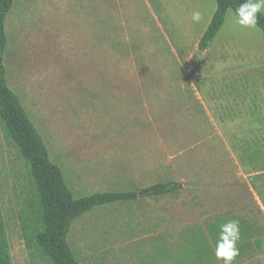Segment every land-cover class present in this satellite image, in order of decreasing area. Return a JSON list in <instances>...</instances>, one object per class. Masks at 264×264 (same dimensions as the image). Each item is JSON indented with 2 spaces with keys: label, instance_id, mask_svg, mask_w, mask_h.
Returning a JSON list of instances; mask_svg holds the SVG:
<instances>
[{
  "label": "rangeland",
  "instance_id": "1",
  "mask_svg": "<svg viewBox=\"0 0 264 264\" xmlns=\"http://www.w3.org/2000/svg\"><path fill=\"white\" fill-rule=\"evenodd\" d=\"M47 1L50 0H22L6 15L3 58L10 85L21 96L45 142L52 148L61 143L72 145L78 155L85 151V156L100 157V153L93 156L94 148L87 149V144L110 141L111 146L102 150L108 154L104 152L102 156L106 158L103 165L117 167L105 173L112 180L122 185L134 181L141 187L179 178L186 187V193L180 192L176 198L156 199V211L161 216L156 220V260H143L142 252L95 254L88 244L77 249L81 233L87 243L91 231L96 232L86 221L85 227H74L69 234L79 261L163 264L167 260L162 259L159 249L176 251L184 241L180 237L182 229L192 230L206 217L218 213L250 218L264 229V213L254 208L255 173L240 166L230 149L232 139L240 147L248 142L252 149L260 151L255 162L264 159V37L259 29L241 27L235 14L228 11L216 38L200 51L198 42L215 10V0H147L160 34L104 31L100 25L105 0H97V31H65L63 46V31H41V24L50 20L38 18L51 13L52 5ZM193 11L201 13L199 23L192 22ZM261 12L264 14V8ZM165 43L177 60L172 53L164 54ZM157 44L160 50H156ZM62 48L75 57L77 52L86 54L85 64L67 71L47 62L49 55L44 61L31 60L34 52L40 55ZM88 55L96 56L94 67H89ZM172 75L185 77L186 86L206 107L208 124L193 125L189 116L181 114L163 120L156 112L158 100L156 107L147 103L139 111L134 100L128 102L129 109L122 106L125 97L141 95L143 87L146 99L152 102L156 90H169V86L162 90L156 83ZM88 78L97 82L96 94L91 84V93L96 96L93 109L86 106L72 111V84L90 86ZM31 180L23 158L7 142L0 125V204L12 264H51L34 245H27L21 231L19 213L27 207L26 199L34 198ZM175 200L181 202L174 203ZM101 241L97 249L106 248L110 239L102 236ZM241 264H264V232L259 253Z\"/></svg>",
  "mask_w": 264,
  "mask_h": 264
},
{
  "label": "crops",
  "instance_id": "2",
  "mask_svg": "<svg viewBox=\"0 0 264 264\" xmlns=\"http://www.w3.org/2000/svg\"><path fill=\"white\" fill-rule=\"evenodd\" d=\"M21 1L22 0H13L12 6L9 10L10 14L14 10L16 3H20ZM49 2L50 5H52L50 6L51 13L39 15V17L37 15L38 18H41L42 16V18L49 17L50 19L49 23L45 22L41 24L43 27L41 28V31H63L61 39V44H63V46L65 44L64 42L66 37L65 31H77V34H81L80 31H97V0H69L68 2L66 0H50ZM49 2L47 1L46 3ZM104 3V21L103 24L100 25L104 31H158L157 33H161V28L158 24L157 18L151 17L152 10L147 0H105ZM78 42H80L79 39ZM58 46L59 42H57L56 47ZM160 48L161 45L156 46V50H160ZM164 48V54L166 56L167 52L170 54L172 53L171 55H173L177 60L176 54L173 49L167 45V43H165ZM32 55L33 58L31 60L34 62L44 61V59L49 55L48 59H45L47 62H50L57 68L63 69V67H65L67 71L76 69V67H82V65L85 64L84 57L86 56L84 53L77 52V57H75L74 55L66 53L64 48L58 49L56 52L54 50L40 55H36L34 52ZM70 55L75 58H71ZM89 55V67H94V64L96 65V56L94 55L90 58L91 55ZM5 79L7 86L18 97L30 121L42 137V140L47 148L50 161L60 169L63 180L72 193L74 199H80L96 193L137 192L140 188L144 189L157 183L176 182L181 185L180 190L174 191L170 194L162 196H148L132 201H118L94 207L80 218L74 220L71 223L67 234V243L70 250L80 264H82L79 261L80 256H78L76 248H73L70 244L69 234L71 229L74 227H85L86 221H90L91 230H96V232L91 231V237L87 243L84 240L83 233H81L78 242L80 246L77 247V249L80 250L88 244V249L91 248V245L93 246L95 254L104 252L119 254L120 252L127 251L130 253L142 252L143 254L141 255H143V260H156V241L158 240L156 239V220L161 219V216H159L156 211V199L171 197L176 198L180 192L186 193L184 181L179 178H169L158 180L146 186L143 185L139 187L134 181L122 185L119 182L112 180L108 176L109 174L105 173L111 172L114 169H117V167H115V165L107 166V163L103 165L104 159L106 158L102 156L104 152L108 154L107 151L102 152V150L111 146L112 142L110 141L95 142L92 145L87 144V149L90 147L94 148L93 156L100 153V157H92L91 155L85 156V151L83 153L79 152L78 155L73 150L72 145H64V143L56 145V148H52L45 142L42 134L30 118L29 112L23 105L19 93L16 92L10 85L9 79H7L6 69ZM77 80L79 81H76V85L78 84L77 82L81 81V78ZM88 83H90V86L86 87L83 83L79 86L72 84V98L74 99L75 105L72 104V107H70L68 104L71 109L73 108L72 111L75 109L82 110L86 106H88L89 109H93L94 100H96V96L94 95L96 94V86L94 85H97V82L88 78ZM91 84H93L92 88L94 89V94L91 93ZM167 86H169V90L167 92L162 93L161 90H156V87L163 90ZM156 87H154V90L157 91V94L153 93L152 96L156 97L151 99L152 102H150L149 99H146L143 87L141 95L131 98L125 97L124 102H121L122 106L129 109L128 102L130 100H134L132 101L133 105H135L136 110L139 111L140 109H144L147 103L156 107V100H158L159 103L156 112H158L160 116H163V120H168L171 117H175L177 114H181L189 116L193 125L195 122L201 123V126L203 124H208L209 120L206 117V107L203 102L198 99L192 89L186 86V79L184 76L181 75L180 77H176V75H172L163 79V81L160 79V81L156 83ZM95 108L96 106L94 109ZM211 128L214 130L213 126H211ZM68 141L72 144V141ZM83 156L84 158H82ZM27 168L29 171V167ZM31 182L34 187V198L33 201H27L26 199L25 204L27 207L24 209L22 208L19 213V219L21 231L27 245L32 244L35 248H37L32 237L34 234L33 226L35 225L32 220H34V212H37L38 209V198L34 183L32 180ZM254 196L255 201H257L254 204V208H257L259 212L264 213V208L257 195L255 194ZM179 202L181 201H174V203ZM230 220H238L240 227V238L236 244V247L239 250V255L234 259L233 264H241L244 260L258 254L259 247H257L256 243L258 241L261 242L264 229L250 218L218 213L206 217L201 225L195 226L192 230L185 228L182 229L180 237L183 238L184 241L182 246H180L176 251H171V253L169 251V253H167L168 251L165 249H159L163 256L162 259L167 260L163 264H223V261L218 260L215 255L216 242L219 240L221 234V226L226 225ZM102 236L107 237L110 241L106 242V248L97 249L96 245H98V247L101 246ZM146 245L149 247L145 248Z\"/></svg>",
  "mask_w": 264,
  "mask_h": 264
},
{
  "label": "trees",
  "instance_id": "3",
  "mask_svg": "<svg viewBox=\"0 0 264 264\" xmlns=\"http://www.w3.org/2000/svg\"><path fill=\"white\" fill-rule=\"evenodd\" d=\"M12 2L13 0H0V125L5 139L23 158L32 176L38 198V209L32 220L35 223L32 237L39 252L51 264H80L67 243V234L74 220L97 206L137 200L140 197L162 196L180 190L181 185L176 182L157 183L140 192L96 193L80 199L73 198L60 169L50 161L42 137L18 97L6 83L3 55L7 38L4 22ZM244 2L252 0H215V10L198 42L200 51L205 50L216 38L227 12L235 14L239 5ZM257 20L256 27L264 37V14L261 11L257 13ZM233 141L232 139L230 149L236 154L239 165L248 167L255 173L252 188L264 208V159L255 162V159H259L260 151L252 149L248 142V145L240 147ZM260 243H256L257 247H260ZM0 264H12L1 204Z\"/></svg>",
  "mask_w": 264,
  "mask_h": 264
},
{
  "label": "clouds",
  "instance_id": "4",
  "mask_svg": "<svg viewBox=\"0 0 264 264\" xmlns=\"http://www.w3.org/2000/svg\"><path fill=\"white\" fill-rule=\"evenodd\" d=\"M264 8V0L256 2H244L240 4L235 12L236 23L241 27L255 28L258 20L257 13ZM202 15L199 11H193L191 20L199 23ZM240 238V227L238 220H230L226 225L221 226V234L216 242V258L223 261V264H233L234 259L239 255L236 244Z\"/></svg>",
  "mask_w": 264,
  "mask_h": 264
}]
</instances>
